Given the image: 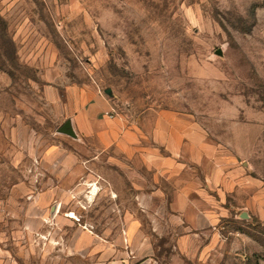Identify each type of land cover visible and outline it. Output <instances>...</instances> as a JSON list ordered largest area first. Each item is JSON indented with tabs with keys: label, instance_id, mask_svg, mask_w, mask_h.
Wrapping results in <instances>:
<instances>
[{
	"label": "rangeland",
	"instance_id": "374dc122",
	"mask_svg": "<svg viewBox=\"0 0 264 264\" xmlns=\"http://www.w3.org/2000/svg\"><path fill=\"white\" fill-rule=\"evenodd\" d=\"M73 85L110 88L118 111L134 118L195 121L215 148L211 162L239 165L227 178L235 183L227 215L187 239L189 255L176 248L174 217L157 234L140 214L157 264H264V0H0V238L20 264H79L65 250L70 227L42 239L23 230L24 194L41 182L55 180L64 214L70 208L68 178L41 161L63 142ZM108 155L82 151L94 164L80 178L108 179L84 217L81 195L74 199L79 219L95 225L110 209L106 194L130 195V183L102 164Z\"/></svg>",
	"mask_w": 264,
	"mask_h": 264
},
{
	"label": "crops",
	"instance_id": "0c3cea01",
	"mask_svg": "<svg viewBox=\"0 0 264 264\" xmlns=\"http://www.w3.org/2000/svg\"><path fill=\"white\" fill-rule=\"evenodd\" d=\"M103 91L74 85L68 88L65 121L71 120L77 137L62 135L63 142L50 147L41 163L54 170L55 179L68 178L70 208L64 214L55 180L54 184L41 182L42 187L36 186L24 194L28 204L23 213L25 234L42 239L46 231L59 233L70 227L65 250L70 253V261L79 264H138L146 259L157 264L155 243L143 233L139 216L155 221L154 233L169 217H174L182 232L177 235L176 248L187 253V239L198 240L215 218L227 215L226 201L235 188V183H229L227 178L234 176L239 165L232 161L227 166L219 155H214L215 163L211 162L215 148L201 126L195 121L181 120L177 114L162 112L134 118L119 113L114 119L108 118L105 112L113 98ZM82 151L93 159L109 154L102 164L113 168L116 178H124L131 185L129 196L117 188L106 194L110 209L100 215L96 225L79 217H84L88 210L85 207H90L98 197L99 192H93L97 184L108 179L97 180L90 174L80 178L82 170L94 164L82 159ZM48 153L54 154L53 159ZM204 158L209 160L207 166ZM76 197L85 210H78L81 215ZM128 199L133 204L130 207L125 205ZM228 209L236 212L237 207L231 204ZM10 250L0 238V264H20Z\"/></svg>",
	"mask_w": 264,
	"mask_h": 264
},
{
	"label": "water",
	"instance_id": "95a60500",
	"mask_svg": "<svg viewBox=\"0 0 264 264\" xmlns=\"http://www.w3.org/2000/svg\"><path fill=\"white\" fill-rule=\"evenodd\" d=\"M217 54L220 55V56H222V54H223L222 50L219 49V50L217 51ZM105 94H106L108 97H110V98H114V94H113V92H112V90H111L110 88H108V89L105 90ZM57 132H58L59 134H61V135L69 136V137H71V138H76V137H77V135H76V133H75V131H74V128H73V126H72V122H71L70 119L66 120V121H65V122H64V123L58 128ZM241 217L244 218V219H246V218H248V214L245 213V212H243V213L241 214ZM138 264H153V261H152L151 259H146V260H144V261H142V262H140V263H138Z\"/></svg>",
	"mask_w": 264,
	"mask_h": 264
},
{
	"label": "built area",
	"instance_id": "2783aa9c",
	"mask_svg": "<svg viewBox=\"0 0 264 264\" xmlns=\"http://www.w3.org/2000/svg\"><path fill=\"white\" fill-rule=\"evenodd\" d=\"M113 100V99H112ZM119 111H118V108L116 106V104L114 103V101L110 104V107H109V110H107L105 112V115L110 118V119H114L116 118L117 116H119Z\"/></svg>",
	"mask_w": 264,
	"mask_h": 264
}]
</instances>
